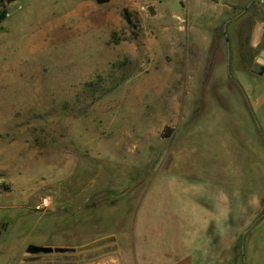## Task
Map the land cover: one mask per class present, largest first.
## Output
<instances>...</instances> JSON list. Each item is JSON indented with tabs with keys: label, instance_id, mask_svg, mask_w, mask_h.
Wrapping results in <instances>:
<instances>
[{
	"label": "rangeland",
	"instance_id": "1",
	"mask_svg": "<svg viewBox=\"0 0 264 264\" xmlns=\"http://www.w3.org/2000/svg\"><path fill=\"white\" fill-rule=\"evenodd\" d=\"M1 9L0 264H264V0Z\"/></svg>",
	"mask_w": 264,
	"mask_h": 264
},
{
	"label": "crops",
	"instance_id": "2",
	"mask_svg": "<svg viewBox=\"0 0 264 264\" xmlns=\"http://www.w3.org/2000/svg\"><path fill=\"white\" fill-rule=\"evenodd\" d=\"M234 52H235V55L237 57H239L240 61L244 63V56L241 54V55H238L237 51L238 49L236 50V48H234ZM229 53H230V50L225 48L224 45L221 43V41H216L214 43V46L212 48V55H211V58L210 59V63H209V70H208V73H211V76H224L223 73H222V70L221 68L219 67V64H225L226 65V69L228 71V75L227 77H230V72H229V67H230V62H228V59H229ZM263 56V55H262ZM260 61V60H259ZM261 64H262V71H264V57H262L261 59ZM218 79V78H216ZM217 199V197H215V200ZM219 200L221 203H226L228 202V198L224 196H220L219 197ZM193 248V247H192ZM194 249V248H193ZM192 252H187L185 254V256L183 258H181L180 260H176L174 262H170L169 264H196L195 262V253L193 252V250H191Z\"/></svg>",
	"mask_w": 264,
	"mask_h": 264
},
{
	"label": "water",
	"instance_id": "3",
	"mask_svg": "<svg viewBox=\"0 0 264 264\" xmlns=\"http://www.w3.org/2000/svg\"><path fill=\"white\" fill-rule=\"evenodd\" d=\"M9 1V0H6ZM262 64L260 61H256L253 63L252 69L256 70L257 72H261L262 71ZM28 250H43V251H49L50 248H46V247H37L36 245H29Z\"/></svg>",
	"mask_w": 264,
	"mask_h": 264
},
{
	"label": "trees",
	"instance_id": "4",
	"mask_svg": "<svg viewBox=\"0 0 264 264\" xmlns=\"http://www.w3.org/2000/svg\"><path fill=\"white\" fill-rule=\"evenodd\" d=\"M6 12H7V11H6L5 9H1V10H0V22L4 19L5 15H6ZM124 13H125V15H124L125 20H126L128 23H130V19H129V17H128L129 14H127L126 10L124 11Z\"/></svg>",
	"mask_w": 264,
	"mask_h": 264
}]
</instances>
